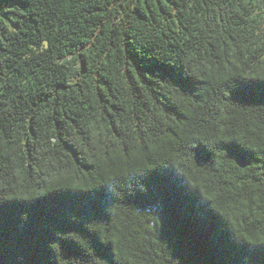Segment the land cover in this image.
Segmentation results:
<instances>
[{
    "label": "trees",
    "instance_id": "obj_1",
    "mask_svg": "<svg viewBox=\"0 0 264 264\" xmlns=\"http://www.w3.org/2000/svg\"><path fill=\"white\" fill-rule=\"evenodd\" d=\"M0 264H264V0H0Z\"/></svg>",
    "mask_w": 264,
    "mask_h": 264
},
{
    "label": "snow or ice",
    "instance_id": "obj_2",
    "mask_svg": "<svg viewBox=\"0 0 264 264\" xmlns=\"http://www.w3.org/2000/svg\"><path fill=\"white\" fill-rule=\"evenodd\" d=\"M216 147L223 148V149L230 151V152H232V151L239 152L240 151V149L236 145L219 144V145H216ZM206 150L207 149L204 146H201L199 149H194V151H200V153H202ZM98 197L105 198L106 201H110L112 198L111 193L108 192L106 188H101L98 192L93 194L94 199H96Z\"/></svg>",
    "mask_w": 264,
    "mask_h": 264
},
{
    "label": "water",
    "instance_id": "obj_3",
    "mask_svg": "<svg viewBox=\"0 0 264 264\" xmlns=\"http://www.w3.org/2000/svg\"><path fill=\"white\" fill-rule=\"evenodd\" d=\"M237 164L240 167H245L247 165L246 162H244L242 159H238L237 160Z\"/></svg>",
    "mask_w": 264,
    "mask_h": 264
}]
</instances>
